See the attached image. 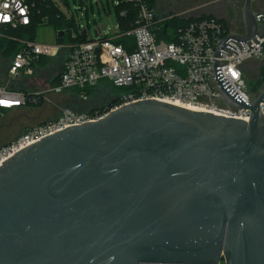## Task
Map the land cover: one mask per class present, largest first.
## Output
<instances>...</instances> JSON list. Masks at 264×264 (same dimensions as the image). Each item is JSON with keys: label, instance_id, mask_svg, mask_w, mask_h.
Listing matches in <instances>:
<instances>
[{"label": "water", "instance_id": "obj_1", "mask_svg": "<svg viewBox=\"0 0 264 264\" xmlns=\"http://www.w3.org/2000/svg\"><path fill=\"white\" fill-rule=\"evenodd\" d=\"M251 6L213 67L250 121L143 100L17 152L0 167V264H264V88L248 104L219 61L264 37Z\"/></svg>", "mask_w": 264, "mask_h": 264}, {"label": "built area", "instance_id": "obj_2", "mask_svg": "<svg viewBox=\"0 0 264 264\" xmlns=\"http://www.w3.org/2000/svg\"><path fill=\"white\" fill-rule=\"evenodd\" d=\"M38 0H0V38L21 44V49L7 62L4 81L0 83V121L10 114L29 107L46 108L54 98L75 91L81 102L91 98V91L101 82L108 81L116 88H127L117 103L110 107L89 111L60 110L52 121L33 126L24 134L0 148V167L17 152L30 147L42 138L68 127L88 122L101 121L111 112L143 100H158L182 107H193L197 111L218 116L250 121V110H241L233 105L226 106L214 77L215 53L218 43L229 36H244L240 31L226 26L216 18L204 19L200 13L185 11L181 19H195L180 28L176 42L160 39L159 33L167 32L166 20L157 14V0H118L115 7L129 6L118 13L119 25H111L110 32L97 27L98 37H89L87 27L80 25V35L87 31V39L81 43L59 45L39 44L27 38L12 37L9 32L29 29L40 11ZM45 2L46 0H42ZM71 19L72 15L60 0H51ZM87 0H85L86 2ZM92 8V6H91ZM259 28L263 26L264 9L252 10ZM133 26L125 29L127 25ZM78 35L74 34L76 39ZM129 38L123 44L117 43ZM224 47L231 56L222 53L219 58L224 78L248 103L255 102L264 86L255 92L249 89L248 76L252 71L257 78L264 63V37H255L243 44L228 40ZM65 55L59 80L47 70L40 71L42 59H56ZM57 76V75H56ZM27 83L32 89L20 92L15 85ZM264 115V104L260 105ZM222 264H225L223 262Z\"/></svg>", "mask_w": 264, "mask_h": 264}, {"label": "rangeland", "instance_id": "obj_3", "mask_svg": "<svg viewBox=\"0 0 264 264\" xmlns=\"http://www.w3.org/2000/svg\"><path fill=\"white\" fill-rule=\"evenodd\" d=\"M117 2L118 0H115V4ZM69 3H71L69 4L70 10H68L70 16L73 14V17L75 21H77V23L89 28V37L91 38H94L97 27H102L106 25L108 26V29L105 30L104 33H109V28L111 27V25H119L118 13L113 0H87L86 2L85 0H69ZM193 9H195V7L192 5L180 3V5L173 7L172 13L169 17H166L164 15L159 16V14H157L158 17H160L162 20L167 19L166 22H168V20H172L173 18H179L177 16H181L183 12L193 11ZM200 14L202 16H211L212 18H216L221 22L223 21L226 26H231L232 29L234 28V30L240 31V26L237 22L225 21L222 19V16L212 15L210 14V12L207 11H200ZM59 27L60 26L54 27L52 25L44 23L42 26H40V28H38V31H36L35 42L39 44H56V33L57 30H59L57 29ZM25 35L27 34H25L24 31V36ZM11 36L23 38L22 34L20 33L12 34ZM67 44L68 43L59 45ZM6 48V45L0 46V53H2ZM65 59V55L62 54L59 59L50 61L48 64L44 65L45 67L42 66L43 68L40 67V71L47 70L49 68V72L53 74L54 77H56V75L60 74L61 66ZM7 64H3V66H0V82L4 81V70L6 69ZM254 80L255 78L248 76L250 90L253 88V84H255ZM62 98L63 97L54 98L52 104H49V106L46 108L22 109L18 112L10 114L9 117H6L5 119L1 120L0 134L3 137L2 140H0V147L6 146V144L20 137L29 128L52 121L57 118L60 113V110L64 109V105H66L64 104V101L61 100ZM96 98L97 97H93V100H95ZM69 105H71L70 107H73L75 110H83L80 105ZM12 135H15V137H13Z\"/></svg>", "mask_w": 264, "mask_h": 264}, {"label": "trees", "instance_id": "obj_4", "mask_svg": "<svg viewBox=\"0 0 264 264\" xmlns=\"http://www.w3.org/2000/svg\"><path fill=\"white\" fill-rule=\"evenodd\" d=\"M63 2V4L66 7H69L71 3H69V0H60ZM130 7L128 6H120L117 9V13H119L123 9H129ZM37 10L40 11V14L35 17L33 21V25L26 30H20L16 32H9L10 35L12 34H22L23 38L31 39L35 41V36H36V31H38V28L42 26L44 23H47L49 25H52L54 27L60 26L59 30H57L56 33V41L58 44H64V43H81L84 42L83 37L79 34L80 32V25L75 21L73 15L71 19H68V17L52 2L51 0H46L43 2L42 0L37 1ZM93 10V9H92ZM88 14V13H87ZM204 19L206 18H212L211 16H203ZM195 19L191 18L188 20L185 19H180V18H173L172 20H168L166 22L167 25V32L164 33V29L159 33L160 39H163L167 42H176V34L178 33V30L180 28L187 26L190 22H193ZM223 23V21H222ZM224 24V23H223ZM133 26H130L129 24L125 26V29H131ZM89 30V28H87ZM24 31L25 35L24 36ZM59 31H66V35L62 40H58L57 34ZM76 34L78 37L76 39L73 38V35ZM127 40H131L129 38H122L117 43L123 44L127 42ZM6 45L7 48L0 53V66H3V64H7L6 61L9 62L14 55L20 51L21 49V44H16L12 43L10 41H7L6 39H0V46ZM61 55L56 58L59 59ZM56 59H42L39 63V69L40 67H45L44 65L48 64L50 61H54ZM64 62L61 66V72L64 67ZM42 67V68H43ZM263 70L260 71L259 76L254 80L253 88L252 90L255 92H258L263 86H264V68ZM60 72V73H61ZM59 75L55 77V82L59 80L58 78ZM4 77V76H3ZM1 83V82H0ZM249 83V82H248ZM250 84V83H249ZM14 88H16L20 92L28 93L32 88L27 85V83L20 82L18 85H15ZM129 90L127 88H116L113 84H110L108 81H103L100 83V85L92 90L91 92V98L87 102H81L78 100L77 96L75 95V91H70L67 92L65 95L61 96L63 97L61 100L64 101L65 108H70L74 111L75 110L73 107H70L71 105L69 104H77L82 107L83 110L81 111H89V110H94V109H100V108H106L110 107L113 104L117 103L119 98L123 95L126 94ZM100 94V95H99ZM93 97H97L95 100H93ZM109 98V99H107ZM29 108H35V107H29ZM80 111V112H81Z\"/></svg>", "mask_w": 264, "mask_h": 264}, {"label": "flooded vegetation", "instance_id": "obj_5", "mask_svg": "<svg viewBox=\"0 0 264 264\" xmlns=\"http://www.w3.org/2000/svg\"><path fill=\"white\" fill-rule=\"evenodd\" d=\"M245 2L246 0H157V13L159 16L164 15L169 17L173 7L183 3L194 6L195 9L193 11L196 13L207 11L212 15L222 16V19L225 21L237 22L240 29H243L242 9L245 7ZM257 9H264V0H252L251 10ZM253 76L254 74L251 71L250 77ZM12 136L15 137V135ZM2 137L0 134V140H2Z\"/></svg>", "mask_w": 264, "mask_h": 264}, {"label": "bare ground", "instance_id": "obj_6", "mask_svg": "<svg viewBox=\"0 0 264 264\" xmlns=\"http://www.w3.org/2000/svg\"><path fill=\"white\" fill-rule=\"evenodd\" d=\"M186 108H189V109H191V110H197V109H195V108H193V107H186Z\"/></svg>", "mask_w": 264, "mask_h": 264}]
</instances>
